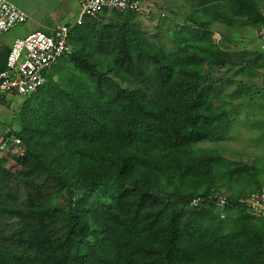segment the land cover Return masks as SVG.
<instances>
[{
  "label": "trees",
  "instance_id": "1",
  "mask_svg": "<svg viewBox=\"0 0 264 264\" xmlns=\"http://www.w3.org/2000/svg\"><path fill=\"white\" fill-rule=\"evenodd\" d=\"M186 1L170 44L140 24L144 6L85 19L72 55L24 96L12 129L24 154L0 158V264H264V215L246 202L264 188V161L203 146L227 140L259 93L249 78L223 96V76L264 58L216 29L244 19L259 30L264 5Z\"/></svg>",
  "mask_w": 264,
  "mask_h": 264
},
{
  "label": "rangeland",
  "instance_id": "2",
  "mask_svg": "<svg viewBox=\"0 0 264 264\" xmlns=\"http://www.w3.org/2000/svg\"><path fill=\"white\" fill-rule=\"evenodd\" d=\"M264 5V0H259ZM144 10L140 14L139 22L154 35L159 31L161 26V37L163 42L170 44L172 38L171 29L175 23L182 24L186 22L189 14L190 5L186 0H143ZM26 22V21H25ZM22 23L8 32L0 35V40L4 39L11 42L17 36H26L33 30H27V23ZM76 22V21H75ZM74 24V23H73ZM222 31L216 29L214 38L216 41L226 40L227 46L231 50H250L256 52L259 50V41L257 39V31L254 26L241 19L238 23L231 27L219 25ZM216 27V25H215ZM217 28V27H216ZM264 56V51H261ZM63 60H59L53 67L61 64ZM240 68H232L223 76V84L221 86L223 96L235 97L239 94L238 87L242 80L248 81L252 78L259 93L253 100L239 108L232 115L236 119L234 126L230 131V137L227 140L215 142L208 140L203 146L210 148H219L223 154L233 160L251 162L253 160L264 161V58L254 67H247L244 71ZM59 76H55L57 80ZM253 84V83H252ZM251 91H253L251 89ZM167 97V96H166ZM181 91L167 97L165 105L171 107L181 98ZM24 96L11 97L8 102L2 103L0 108V134L9 129L18 127L16 117L20 107L24 101ZM167 117H172L170 110H167ZM174 121V120H173ZM14 152V151H13ZM15 153V152H14ZM6 150L0 149V158H4ZM108 193V192H107ZM83 192H81V195ZM108 197V196H107ZM59 202L62 201L60 197ZM62 209L67 210L68 207L61 205ZM218 209H221L218 207Z\"/></svg>",
  "mask_w": 264,
  "mask_h": 264
},
{
  "label": "built area",
  "instance_id": "3",
  "mask_svg": "<svg viewBox=\"0 0 264 264\" xmlns=\"http://www.w3.org/2000/svg\"><path fill=\"white\" fill-rule=\"evenodd\" d=\"M79 15L74 24L59 25L54 33L35 31L26 36L17 37L6 59V66L0 68V108L3 100L13 96H26L36 92L46 81L45 74L50 71L61 58H68L73 53L70 42L74 26L81 25L89 17L97 18L103 11H134L143 8L141 0H77ZM27 13L8 0H0V35L15 26L27 21ZM259 50L264 51V26L257 31ZM22 139L12 129L0 134V149L13 150L24 154ZM218 207L227 205V198L217 194ZM196 198L191 204L198 205ZM252 213L264 215V188L251 194L246 201Z\"/></svg>",
  "mask_w": 264,
  "mask_h": 264
},
{
  "label": "crops",
  "instance_id": "4",
  "mask_svg": "<svg viewBox=\"0 0 264 264\" xmlns=\"http://www.w3.org/2000/svg\"><path fill=\"white\" fill-rule=\"evenodd\" d=\"M8 1L16 4L27 13L28 19L25 23H27V30H33L32 32L43 31L52 34L59 25L75 23L80 11L77 0ZM16 38L11 42L4 39L0 40V65L5 64L7 55Z\"/></svg>",
  "mask_w": 264,
  "mask_h": 264
}]
</instances>
